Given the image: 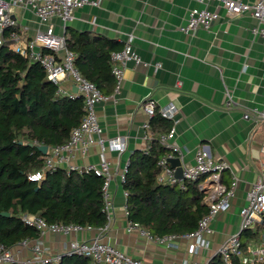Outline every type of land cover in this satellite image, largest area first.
<instances>
[{
	"label": "crops",
	"instance_id": "0c3cea01",
	"mask_svg": "<svg viewBox=\"0 0 264 264\" xmlns=\"http://www.w3.org/2000/svg\"><path fill=\"white\" fill-rule=\"evenodd\" d=\"M194 7L217 10L220 18L208 29L185 31L189 10ZM225 12L217 0H101L98 6L87 4L76 10L67 27L123 43L130 41L141 61H129L118 86L95 107L103 138H126L123 152H105L116 174L110 186L113 216L106 228L46 233L42 239L52 254L65 253L73 239L99 238L149 264L208 263L227 236L240 231V210L260 172L263 156L264 126L245 118L244 112L264 109V44L249 29L256 24L250 14L229 18ZM16 15L22 44L45 27L29 10L17 9ZM55 30L65 35L58 18ZM62 85L74 89L69 77ZM146 98L154 99L158 107L172 102L178 108L172 125L174 141L182 149L177 155L182 165L194 163L197 150L208 145L214 158L230 166L223 171L222 182L230 186L234 176L237 180L229 205L211 221L205 245L195 252L191 251L195 240L177 236L170 245L128 227L127 197L117 173L134 153L150 147L151 140L145 138L150 127L146 130L144 124L151 118L142 107ZM101 160L100 146L95 144L85 155L78 154L74 162L85 165ZM262 233L264 225L258 241L250 243H260ZM31 253L23 249L19 257Z\"/></svg>",
	"mask_w": 264,
	"mask_h": 264
},
{
	"label": "trees",
	"instance_id": "16d2710c",
	"mask_svg": "<svg viewBox=\"0 0 264 264\" xmlns=\"http://www.w3.org/2000/svg\"><path fill=\"white\" fill-rule=\"evenodd\" d=\"M65 37L68 48L77 54L75 66L80 73L103 93H112L116 79L111 52L122 49L124 43L67 26ZM10 43L6 32L0 47V245L12 247L23 239L40 237L38 228L22 220L26 213L50 224L105 227L108 218L103 211L100 176L58 168L46 171L40 181L28 179L43 167L48 155L40 147L65 143L81 123L85 100L58 93V85L48 78L45 68L12 50ZM172 123L159 113L150 119V147L131 156L123 183L128 192V219L159 237L194 231L208 211L198 181L186 182L181 188L157 180L161 170L158 160L170 152L160 143L159 135L169 131ZM263 225L264 220L241 232L243 250L258 241ZM51 264L94 263L90 257L63 254ZM207 264L224 262L217 254Z\"/></svg>",
	"mask_w": 264,
	"mask_h": 264
},
{
	"label": "built area",
	"instance_id": "2783aa9c",
	"mask_svg": "<svg viewBox=\"0 0 264 264\" xmlns=\"http://www.w3.org/2000/svg\"><path fill=\"white\" fill-rule=\"evenodd\" d=\"M206 3L207 0H195ZM225 9L229 18L250 14L256 19V24L250 31L264 44V0H217ZM101 0H0V47L5 43V33L9 32L10 47L15 52L28 55L33 62H39L46 70L50 80L58 85V93L70 97L83 96L85 100V115L81 123L72 129L68 141L61 145L49 148L43 167L28 175L32 181H40L46 171L64 168L67 171H76L80 174L94 173L103 179L102 194L104 199L103 211L108 222L113 216L114 203L110 193L111 182L116 174L113 172L109 161L105 158L106 150L123 152L126 149V138L117 136L105 140L102 136L103 128L100 125L96 104L109 98L90 79L83 76L75 66L76 52L69 49L64 34L55 30V19L61 21L63 31L68 22L74 19L77 9L89 4L98 6ZM29 10L36 15L39 22L44 25L25 43L19 31V21L16 10ZM220 18L217 10L207 7L191 8L188 21L183 29L185 31L198 28H210ZM46 50V51H44ZM129 61L140 62L141 57L137 49L126 41L120 50L111 52L112 74L116 79V87L123 75V70ZM157 66H160L158 63ZM69 77L77 91L67 90L62 81ZM143 109L152 118L156 113L171 121L175 120L178 108L172 102L166 106L158 107L152 98H146L142 103ZM244 117L260 121L264 126V109L246 110ZM146 130L150 127V121L144 124ZM145 138L152 139V134L147 132ZM175 127L159 135L160 143L170 150L158 160L160 173L158 182L179 185L185 188V183L198 181V188L204 194V201L208 205L207 213L199 220L198 227L184 234H167L157 236L159 242H170L174 237L182 236L195 240L191 251L205 245V235L210 232V223L222 211L226 210L230 198L235 194L237 180L235 176L230 186L222 182V173L229 169V164L222 159L214 158L208 145H201L195 154L194 163L181 164L182 177L176 175V167L171 165L170 159L182 154V149L174 141ZM98 144L101 149L102 160L99 163L79 165L74 162L78 154L85 155L90 146ZM262 161L257 179L252 184L246 195V203L240 210V231L227 236L218 250L224 264H264V233L261 234V242L250 243L247 249H242L241 232L252 229L257 222L264 220V140L262 142ZM179 157V156H178ZM128 164L118 172L121 183L126 180ZM124 195L128 192L124 189ZM127 211V205H126ZM128 213V212H127ZM22 220L40 230V237L35 240L23 239L12 247L0 245V264H51L58 262L63 254H77L90 257L94 264H149L141 259L133 258L114 245L103 242L99 238L90 240L73 239L63 254H52L45 246L43 236L46 233L69 234L84 230L79 224L47 223L44 219L34 214H23ZM108 224V223H107ZM107 226V225H106ZM105 226V228H106ZM129 229L138 228L141 233L152 237L149 230L142 228L138 223L129 220ZM30 249L31 256L19 257L23 249ZM187 264V262L185 263ZM193 264H207L195 262Z\"/></svg>",
	"mask_w": 264,
	"mask_h": 264
},
{
	"label": "water",
	"instance_id": "95a60500",
	"mask_svg": "<svg viewBox=\"0 0 264 264\" xmlns=\"http://www.w3.org/2000/svg\"><path fill=\"white\" fill-rule=\"evenodd\" d=\"M74 91H77V87H74ZM40 150L43 151V153H47L48 151V146L47 145H42L40 147ZM171 165L173 167H176V175L177 177L181 178L182 177V167H181V160L179 157H173L170 159ZM5 215H9V213H4Z\"/></svg>",
	"mask_w": 264,
	"mask_h": 264
},
{
	"label": "rangeland",
	"instance_id": "374dc122",
	"mask_svg": "<svg viewBox=\"0 0 264 264\" xmlns=\"http://www.w3.org/2000/svg\"><path fill=\"white\" fill-rule=\"evenodd\" d=\"M253 229V228H252Z\"/></svg>",
	"mask_w": 264,
	"mask_h": 264
}]
</instances>
